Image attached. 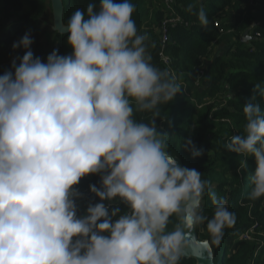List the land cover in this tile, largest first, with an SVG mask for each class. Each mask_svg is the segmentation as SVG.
Instances as JSON below:
<instances>
[{
    "label": "clouds",
    "instance_id": "clouds-1",
    "mask_svg": "<svg viewBox=\"0 0 264 264\" xmlns=\"http://www.w3.org/2000/svg\"><path fill=\"white\" fill-rule=\"evenodd\" d=\"M195 9L188 4L207 28L204 7ZM135 10L132 0L76 9L63 28L69 54L35 56L30 30L11 45L24 54L0 75V264H180L197 226L210 236L197 246L210 254L235 224L226 199L200 171L178 164L167 133L157 130L159 106L183 86L152 63ZM257 96L264 98L260 83L243 103L242 133L223 145L243 157L237 172L254 157L251 200L264 197ZM134 112L153 119H134ZM183 148L193 158L205 153L191 137ZM89 175L99 176L88 185L91 197L78 187Z\"/></svg>",
    "mask_w": 264,
    "mask_h": 264
},
{
    "label": "trees",
    "instance_id": "trees-1",
    "mask_svg": "<svg viewBox=\"0 0 264 264\" xmlns=\"http://www.w3.org/2000/svg\"><path fill=\"white\" fill-rule=\"evenodd\" d=\"M162 1V0H161ZM249 0H177L175 11L185 24L170 29L171 42L166 52L171 56V65L180 79L188 82L192 96L184 92V88L173 101L159 106V117L155 118L156 126L163 125L170 134L169 152L180 156L185 166L195 168L202 173V178L211 181L218 196L226 199V206L235 213L236 222L226 228L221 243L212 244L217 264H264V197L256 200L248 198L251 189L249 176L255 169L254 157H247V170L237 172L239 161L243 157L226 151L223 145L232 135L241 134L244 124L243 106L253 94L255 83L264 86V0L257 6H246ZM10 12L0 18V62L13 52L11 45L19 40L26 31H31L34 43L31 50L35 56L45 58L54 49L59 54H69L72 49L67 44V33L56 31L51 47L41 42L42 25L40 17L48 7L50 0H1ZM65 6L64 22L76 9H86L90 2L98 4V0H63ZM119 2V0H117ZM136 6L133 19L138 32L148 27L146 34L152 42L149 53L152 63L162 69L159 51L160 43L156 32L161 26L166 11L158 0L149 14L148 0H132ZM25 3L29 9H25ZM190 3L196 9L202 5L209 18L207 28L201 27L196 15L187 10ZM233 10L236 15L234 24L224 21L225 29L234 31L222 34L214 22L218 15L226 9ZM228 10V11H229ZM151 16L149 19L148 17ZM254 24V26H252ZM250 29L253 38L248 42L241 40L245 30ZM260 32L261 36H256ZM217 40L216 45L214 41ZM218 44V45H217ZM218 50L212 51L213 48ZM208 59V73L202 78L205 84L196 88L195 79L203 60ZM227 85V86H226ZM183 86V85H182ZM202 89V90H201ZM232 92L227 99L226 93ZM194 95V99H193ZM264 108V98L257 96ZM134 119L147 123L153 119L151 112H134ZM191 137L196 147L205 150L204 155L193 158L185 151L183 143ZM98 175H89L81 179L78 187L84 191L89 184H98ZM92 196V195H91ZM99 198H94L98 202ZM86 205V202H82ZM204 214L211 217L213 205L205 197ZM257 224L260 233L253 240H244L241 234ZM201 239L210 236L206 226H197ZM240 232V234H237ZM261 244V245H259ZM180 264H197L193 257L182 258Z\"/></svg>",
    "mask_w": 264,
    "mask_h": 264
},
{
    "label": "built area",
    "instance_id": "built-area-1",
    "mask_svg": "<svg viewBox=\"0 0 264 264\" xmlns=\"http://www.w3.org/2000/svg\"><path fill=\"white\" fill-rule=\"evenodd\" d=\"M176 1L177 0H162L163 7L166 11V16L163 18L161 26L157 27L156 29V32L159 38V43L161 46L159 55H160L161 62L164 65L162 69L168 70L169 72L173 74L176 73V71L171 65V60H172L171 56L166 52L169 46V43L171 42V36L169 32L172 27H176L177 25H180V24H185V21L183 20V18L175 11L174 7L176 4ZM261 1L262 0H249L246 3V6H257V4H259ZM228 10L229 9L227 8L226 10L222 11L214 22L215 26L218 27L219 31L222 34L234 31V28L225 29V26L223 25L224 21H228V23L234 24L236 15L234 14L233 10L231 9L229 11ZM256 35L261 36V33L257 32ZM216 43H217V40L214 41V45H216ZM212 51L213 52L215 51V47L212 49ZM23 54H24V50L22 48L16 49L15 51L11 52L5 60L1 61L0 62V75H2L6 69L10 68L11 60L14 57L22 56ZM207 65H208V59H204L203 64L198 69V78L195 79L196 88L202 87L205 84L202 78L208 73ZM181 84L183 85L185 89H188L187 81L182 79ZM192 91H194V89ZM84 192L89 197H91L92 194L88 192V189L84 190ZM85 202L87 203L86 200ZM257 233H260V232H258L257 230V224H255L251 226L250 229L243 232L241 234V238L244 240H253Z\"/></svg>",
    "mask_w": 264,
    "mask_h": 264
},
{
    "label": "water",
    "instance_id": "water-1",
    "mask_svg": "<svg viewBox=\"0 0 264 264\" xmlns=\"http://www.w3.org/2000/svg\"><path fill=\"white\" fill-rule=\"evenodd\" d=\"M52 4V12H53V28L57 32L61 34H66L63 30L66 23L64 22V13L65 6L63 0H50ZM253 38L252 34H250V29L245 30L241 40L243 42H248ZM158 131L166 132L168 135V145L170 148V134L168 130L163 125L157 126ZM168 148V151H169ZM170 153V152H169ZM171 154V153H170ZM173 155V154H171ZM174 158L177 159L178 164L181 166H185L183 159L180 156L174 155ZM190 239L192 240V247L189 249V253L185 256L187 258L193 257L196 259L197 264H217L215 260V250L210 244V254L208 251L204 249V247L197 246V241H209L208 239H201L198 235L197 228L192 232Z\"/></svg>",
    "mask_w": 264,
    "mask_h": 264
},
{
    "label": "rangeland",
    "instance_id": "rangeland-1",
    "mask_svg": "<svg viewBox=\"0 0 264 264\" xmlns=\"http://www.w3.org/2000/svg\"><path fill=\"white\" fill-rule=\"evenodd\" d=\"M150 1H152L153 3L155 2V0H148L149 2V14L152 15V12H153V5L150 4ZM158 4L159 6H161L162 4V1L161 0H158ZM25 9H29V5L27 3H25ZM11 8L10 7H5L3 5V3L1 2L0 0V18L1 16L4 14V13H9L12 14L11 16H16V14H13L14 12L10 11ZM149 19L151 18V16L148 17ZM40 20H41V25H42V37H41V42L42 44L45 46V47H51V44L53 42V39L56 35V30H54L53 28V12H52V8L51 7H48L45 14L41 15L40 17ZM254 26V24L252 25ZM148 30V27L147 26H144L142 28V31L140 34H145ZM250 33H252V31L250 30ZM257 33V32H256ZM257 36V35H256ZM147 45H148V52L150 53L151 52V49H152V42L147 40L145 42ZM176 76H177V79H178V82L182 83V79L179 78L178 74L177 73H174ZM184 88V87H183ZM202 90V89H201ZM184 92L186 95L188 96H192L193 92L188 89H185L184 88ZM232 92H229V93H226V99H224L225 101L224 104H227V99L229 98V95L231 94ZM193 99H194V95H193ZM237 234H240V232H238ZM261 245V244H259Z\"/></svg>",
    "mask_w": 264,
    "mask_h": 264
},
{
    "label": "crops",
    "instance_id": "crops-1",
    "mask_svg": "<svg viewBox=\"0 0 264 264\" xmlns=\"http://www.w3.org/2000/svg\"><path fill=\"white\" fill-rule=\"evenodd\" d=\"M215 50H218V48L216 47Z\"/></svg>",
    "mask_w": 264,
    "mask_h": 264
}]
</instances>
